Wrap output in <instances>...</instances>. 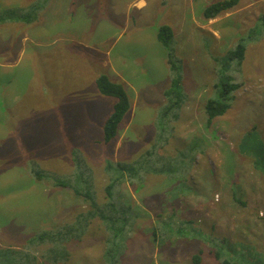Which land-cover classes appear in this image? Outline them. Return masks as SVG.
<instances>
[{
	"label": "rangeland",
	"instance_id": "374dc122",
	"mask_svg": "<svg viewBox=\"0 0 264 264\" xmlns=\"http://www.w3.org/2000/svg\"><path fill=\"white\" fill-rule=\"evenodd\" d=\"M217 1L0 0L3 16L36 17L0 25V250H24L36 233L88 208L55 185L74 174L76 156L91 169L102 203L116 176L108 162L132 163L157 149L170 86L157 32L167 26L188 100L163 126L173 131L157 154L176 160L179 178L149 174L140 187L116 188L138 216L120 264H264V0H241L204 20L203 9ZM238 42L246 45L240 67L222 60ZM100 75L122 85L130 102L107 145L103 126L116 100L98 92ZM223 81L239 89L207 126L205 102ZM106 235L93 221L81 241L68 243L65 264H103Z\"/></svg>",
	"mask_w": 264,
	"mask_h": 264
},
{
	"label": "trees",
	"instance_id": "16d2710c",
	"mask_svg": "<svg viewBox=\"0 0 264 264\" xmlns=\"http://www.w3.org/2000/svg\"><path fill=\"white\" fill-rule=\"evenodd\" d=\"M240 1L221 0L211 3L203 9L202 18L206 21L215 19L233 10L239 5ZM45 2L43 3L45 4ZM44 4L40 5V10L44 8ZM8 16H3L2 12L0 14V24L10 21L31 24V22L36 21L35 13H25L20 19H13L12 17H16L13 12L8 14ZM259 20L264 26V15L260 16ZM157 40L165 50L170 71V86L163 94L166 104L161 109L156 122L159 126L158 134L156 133L155 137L157 149L146 151L132 163L118 162L112 165L108 162L106 172L109 173L113 169V171H116V176L112 177L105 186V200L102 203L97 201L91 169L86 166L81 157L76 156L72 159L75 169L74 174L61 178L62 180H55V185L72 190L76 196L84 199L88 208L78 213L71 222L59 226L55 230H42L36 233L28 241L24 250L12 248L0 250V264H65L70 256L67 247L68 243L81 241L95 220H98L103 225L107 234L103 252V264H120V257L124 252L122 240H126L138 216L134 214L133 208L129 204L118 199L116 188L124 183L140 187L144 184L146 176L149 174L164 175L166 173L169 176H173L171 178H179V175L174 176L178 173L175 172L177 169L172 166L176 164V160L163 158L157 154V150L163 149L172 135L173 128L165 130L163 126L179 119L180 111L188 99L182 86V75L179 69L180 61L174 54L171 28L167 26L159 27ZM245 52L246 45L238 42L234 48L226 52L222 60L226 64L235 61L237 66L240 67L244 60ZM239 86V84H233L230 81H223L221 85H218L219 90L216 98L208 99L204 105L207 126H210L215 118L223 116L228 111L230 101L233 100L232 94L239 89ZM96 88L101 95L112 97L116 100L112 112L103 126L102 143L107 145L117 136L118 126L129 111L130 102L123 86L110 81L106 75H100L97 78ZM160 132H163V134L159 135ZM167 168L171 169L173 173H167ZM41 173L43 172L37 174V180L39 181L44 177ZM234 200L236 199L234 198ZM236 201L241 205L243 204L239 200ZM153 234L155 236L156 233L153 232ZM194 260L195 263H198L199 256H195ZM215 260L220 261L218 254H215ZM220 264L237 263L230 260H222Z\"/></svg>",
	"mask_w": 264,
	"mask_h": 264
},
{
	"label": "crops",
	"instance_id": "0c3cea01",
	"mask_svg": "<svg viewBox=\"0 0 264 264\" xmlns=\"http://www.w3.org/2000/svg\"><path fill=\"white\" fill-rule=\"evenodd\" d=\"M44 9H42V11H43ZM2 13V12H1ZM1 25V24H0Z\"/></svg>",
	"mask_w": 264,
	"mask_h": 264
}]
</instances>
